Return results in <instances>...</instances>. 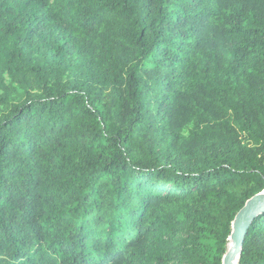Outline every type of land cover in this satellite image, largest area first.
Masks as SVG:
<instances>
[{
  "label": "trees",
  "instance_id": "16d2710c",
  "mask_svg": "<svg viewBox=\"0 0 264 264\" xmlns=\"http://www.w3.org/2000/svg\"><path fill=\"white\" fill-rule=\"evenodd\" d=\"M263 189L264 0H0V264H221Z\"/></svg>",
  "mask_w": 264,
  "mask_h": 264
},
{
  "label": "water",
  "instance_id": "95a60500",
  "mask_svg": "<svg viewBox=\"0 0 264 264\" xmlns=\"http://www.w3.org/2000/svg\"><path fill=\"white\" fill-rule=\"evenodd\" d=\"M264 208V189L246 201L244 206L236 213L232 221V230L226 252L222 256L221 264H237L235 257L241 250L244 233L252 218Z\"/></svg>",
  "mask_w": 264,
  "mask_h": 264
},
{
  "label": "bare ground",
  "instance_id": "6f19581e",
  "mask_svg": "<svg viewBox=\"0 0 264 264\" xmlns=\"http://www.w3.org/2000/svg\"><path fill=\"white\" fill-rule=\"evenodd\" d=\"M236 260H237V257H235V260L234 261L236 262Z\"/></svg>",
  "mask_w": 264,
  "mask_h": 264
}]
</instances>
